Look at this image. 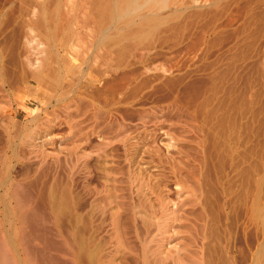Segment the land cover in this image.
<instances>
[{"label":"rangeland","instance_id":"rangeland-1","mask_svg":"<svg viewBox=\"0 0 264 264\" xmlns=\"http://www.w3.org/2000/svg\"><path fill=\"white\" fill-rule=\"evenodd\" d=\"M209 2L189 5L178 21L144 25L145 35L132 41L123 30L93 38L92 26L86 29L78 22L80 11H66L67 0H0V153L12 157L14 176L23 179L30 171L31 180L38 181L35 192L47 180L62 193L71 178L72 205L77 206L82 195L90 203L87 191L101 189L103 181L94 173L93 159L86 176L75 161L72 174L67 173L66 149L78 145V132L70 135L67 129L63 92L70 76L78 77L82 53L123 50L119 53L131 57L130 68L107 74L113 83L109 88L119 87H111L112 92L103 87L104 94L98 95L103 102L118 103L115 113L132 130L126 146L115 140L109 148L115 167L126 173L118 184L124 202L138 200L127 172L145 167L151 168L147 176L153 181L164 179L175 200L172 167L179 162L200 187L197 201L186 198L179 207L172 245L192 247L207 264H264V0ZM65 63L73 72L68 81L63 77ZM36 74L40 81L32 84ZM94 91L93 85L87 87L89 96ZM93 138L91 145L97 143ZM84 184L89 186L86 193ZM66 217L63 222L70 219ZM129 217L123 215L122 222L129 224L124 234L129 246L136 247L137 228ZM98 218L94 226L105 239Z\"/></svg>","mask_w":264,"mask_h":264},{"label":"bare ground","instance_id":"bare-ground-1","mask_svg":"<svg viewBox=\"0 0 264 264\" xmlns=\"http://www.w3.org/2000/svg\"><path fill=\"white\" fill-rule=\"evenodd\" d=\"M199 1L202 2V0H67L68 9L66 11H70L72 8H76L75 12L79 10L82 15L80 18L82 17L83 21L80 19L78 22L86 29L89 25L92 26L90 29H92L91 33L95 35L93 38L99 36L98 38L104 39L107 33L112 34L113 31L118 34L120 30H123L124 34H122L125 35L124 37L137 39L145 35L144 28L146 27L144 25H149L152 22L156 23V21L160 23L169 19L175 21L181 18L179 13L183 14V10H187L190 7L189 5L195 2L199 3ZM203 1L209 2L211 0ZM208 4L214 3L209 2ZM69 11L68 13H70ZM70 19L73 20L72 17L68 20ZM77 24L80 26L79 23ZM69 25L70 23L68 22V27H70ZM150 28L153 27L150 26ZM111 34L110 36L107 35V38L111 37ZM88 37L87 39H89ZM119 37L122 39L123 36L121 37L120 34ZM94 43H97V41ZM113 44L110 46H115ZM127 45L131 46L128 43ZM98 48L100 49L101 46H98ZM99 51L97 49V52ZM122 51L117 50L115 52L112 50L111 53L106 52L104 54L102 52L94 53V51L93 54L89 55V53L85 56L82 53L80 55L83 56L80 58L82 59L80 70L79 72L74 71L78 73L76 74L78 77L74 79L73 75V81H71L72 78L70 76L72 67L66 63L65 68L63 67L64 80H67L70 76L69 79L73 82L71 83L67 80L66 92H63L67 96L63 100L66 126L70 131V135L75 129L78 132V145L75 148H71L68 145L69 147L66 149L65 163L68 168L67 173L72 174L75 161L80 166L83 175H87L90 172L89 163L93 159L96 160V163L94 162L95 168H93L94 173H99L101 175L100 180L103 181L101 189L96 186L97 188L92 190L93 192L91 190V193L87 191V194H90L89 197L92 198L91 200L88 197L89 205L84 201L86 198L83 195L81 196L82 199L79 198L78 207H74V204L72 205L74 193L69 174L70 179L67 178L68 182L65 186L63 185L62 193L55 185L52 187V184L50 185L47 180H42L44 182L39 184L41 189L35 192L33 185L36 184L35 187L38 189V181L31 180L30 171L25 169L28 172H25L23 179H21L22 177L19 179L21 174L14 176L11 171L12 157L10 159V155L5 156L0 153V264H207L208 260L204 261V255L202 256L201 252L195 251L192 247L180 250L174 244L172 245V239L176 236L172 229L174 228L173 225L176 224L175 222L179 219H177L179 207L185 203L186 198H193L197 201V195H199L197 190L200 187L199 181L196 182L195 176L192 175L191 177L189 173L185 174L182 172L184 168H181L183 165L180 166L179 162L172 167L175 173L174 185L178 187L175 200H173L174 198L172 199L171 195L173 192L168 188L167 183H162L164 179L157 178V174H155L154 177L156 178L153 181L152 177L147 176L148 173H151V168L145 167L144 170L138 171L136 170L137 168H134V174L130 170L127 172L128 182L130 187L134 188L133 190L137 194L138 200L136 202L132 200L124 202L126 197H124V191L119 188L118 184L120 182L119 178L126 173L115 167L109 148L115 140L126 146L132 140L131 129L115 113L118 111L115 107L118 103L112 102L110 99H106L103 102L104 98L100 99L99 96L101 95H98L103 91V87L108 89L104 90V92L109 91L113 87L109 88L110 80L112 79L109 80L107 74L110 76L111 72L125 71L130 68L131 57L126 55L125 51L122 54ZM72 59L71 61L69 60L71 63ZM143 60L144 58H141L140 63ZM70 62L67 61V63ZM39 74L34 75V79L30 81L32 84L39 83L41 76ZM113 80L115 79L113 78ZM92 85L95 91L91 97L87 93V87ZM106 85L108 88H106ZM118 87L114 85L113 89ZM110 90L112 92V89ZM104 92L102 93L104 94ZM114 108L116 111H114ZM139 120H144V115L141 114ZM92 137L97 138L95 145L90 143ZM9 145L11 146V144ZM29 155L31 158L32 154ZM18 160L20 161V159ZM28 179L31 181H27ZM87 182L89 181L87 180ZM88 188V184H84L83 192L86 193L85 191ZM128 213L130 214L129 220L132 221V226L137 228L136 238L139 243V245L136 243V247L138 245L137 248L130 242L133 247L129 246L127 235L124 234L129 224L125 225L122 220L123 215ZM63 215L67 216L68 219L70 217L68 222H63ZM94 216L101 219L100 222L103 224L101 229L106 234L105 239V235L104 237L101 236L103 232L99 231L100 228L98 227L97 230L96 225L94 226L95 221L98 224ZM108 218L109 220H107ZM190 243L189 245L192 246ZM118 257H121L120 262H116Z\"/></svg>","mask_w":264,"mask_h":264}]
</instances>
